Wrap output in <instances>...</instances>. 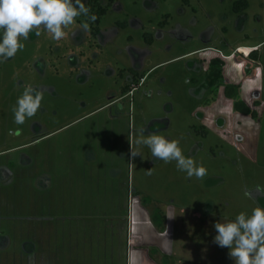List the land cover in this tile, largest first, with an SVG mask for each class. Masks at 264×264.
I'll list each match as a JSON object with an SVG mask.
<instances>
[{"label": "rangeland", "instance_id": "1", "mask_svg": "<svg viewBox=\"0 0 264 264\" xmlns=\"http://www.w3.org/2000/svg\"><path fill=\"white\" fill-rule=\"evenodd\" d=\"M237 1L101 0L97 34L77 17L61 40L32 31L0 63V264H129L136 245L144 264H233L213 224L264 206V0ZM259 44L256 79L240 55L222 57ZM28 84L41 107L17 125ZM141 128L178 140L206 175L152 159L135 143ZM131 197L134 216L164 217L157 229L171 218L167 262L151 236H129Z\"/></svg>", "mask_w": 264, "mask_h": 264}, {"label": "clouds", "instance_id": "2", "mask_svg": "<svg viewBox=\"0 0 264 264\" xmlns=\"http://www.w3.org/2000/svg\"><path fill=\"white\" fill-rule=\"evenodd\" d=\"M81 16L87 20L80 23V28L88 31V21L94 22L96 16L84 0H0V63L15 57L25 48L24 41L29 39L30 32L40 35L42 28L52 40L59 41L66 35L65 29ZM42 98L41 91L35 86H23L12 107L14 123L22 125L26 118L33 117L41 107ZM135 143L147 146L151 158L156 161H175L177 169L189 178L202 179L206 175L203 165L182 153L178 140L141 128ZM137 155L140 153L130 148V159ZM255 191L264 195V187L260 185L255 187ZM244 195L249 196L250 193L245 191ZM213 227V242L229 250L233 264H264V206L257 204L250 213L241 211L233 219L215 222Z\"/></svg>", "mask_w": 264, "mask_h": 264}, {"label": "crops", "instance_id": "3", "mask_svg": "<svg viewBox=\"0 0 264 264\" xmlns=\"http://www.w3.org/2000/svg\"><path fill=\"white\" fill-rule=\"evenodd\" d=\"M222 53V52H221ZM213 57H218V56H213ZM247 65V64H246ZM246 69V68H244ZM244 69L241 71L244 73ZM244 82L247 80V78L238 79L237 83L240 84V82ZM139 207V206H138ZM137 213L139 214L136 215V219L138 221L137 224V231L136 233L141 234L142 232L148 236H151V244L154 246V248H160L162 250V253L165 256L166 262L168 261V258H171L172 254L174 253V244H175V235L173 233V230L170 229V224H171V218L170 222L169 219H166V228L165 230H159L153 223L151 219H149L150 214L145 211L141 206L138 208ZM154 220V219H153ZM143 246V245H142ZM133 263L132 264H144L145 263V255L143 253V248L136 245L134 250H133ZM129 259V256L127 254V260ZM130 260V259H129ZM166 264V263H164Z\"/></svg>", "mask_w": 264, "mask_h": 264}, {"label": "built area", "instance_id": "4", "mask_svg": "<svg viewBox=\"0 0 264 264\" xmlns=\"http://www.w3.org/2000/svg\"><path fill=\"white\" fill-rule=\"evenodd\" d=\"M259 45H253V46H239L236 49H234L230 54H223L222 53V57L225 59H232V58H236L237 56H241V59L238 60L236 62V65L239 69L243 70L244 68H246V64L250 63L252 64L253 68H254V78H258L262 75V68L261 65L257 64L255 59L251 58L250 53L253 50H257L259 48ZM248 81V79H247ZM255 83V82H254ZM131 203H130V207L129 208V214H128V227H129V236L132 233H136V228H137V224L138 221L136 219V216H134V206L136 204H138V201L131 197L130 198ZM131 209V210H130ZM133 251H131L129 249V264L133 263Z\"/></svg>", "mask_w": 264, "mask_h": 264}, {"label": "trees", "instance_id": "5", "mask_svg": "<svg viewBox=\"0 0 264 264\" xmlns=\"http://www.w3.org/2000/svg\"><path fill=\"white\" fill-rule=\"evenodd\" d=\"M111 1H113V0H111ZM86 6L89 7L90 8V12L94 13L95 16H96V20L94 22H92V21H88V22H89V24H90V26L92 28V32L97 34L99 32V30H100L98 25L101 22L102 16L107 12L108 6L102 5L101 4V0H88ZM247 6H248L247 0H239V1L236 2L235 8L236 9H240V8H246ZM79 20L82 21L83 19H79ZM250 56H251V58L257 60L258 59V51L257 50H253L250 53ZM223 65H224V62L219 57L211 58L210 68L208 70V73L211 75L213 73V69L214 68H218L220 70V71H218L219 78H221L222 75H223L222 74V66ZM247 68L248 67L246 66V69ZM248 69H250V68H248ZM234 86H236V88L240 89V85H238V84L236 85L235 84ZM252 114L255 115L256 112L252 111ZM162 218L163 219L160 222L157 221L158 222V224H157L156 218H155V216H153V219H154L157 227L160 228V229L164 228V217H162Z\"/></svg>", "mask_w": 264, "mask_h": 264}, {"label": "flooded vegetation", "instance_id": "6", "mask_svg": "<svg viewBox=\"0 0 264 264\" xmlns=\"http://www.w3.org/2000/svg\"><path fill=\"white\" fill-rule=\"evenodd\" d=\"M240 88H241V85H240Z\"/></svg>", "mask_w": 264, "mask_h": 264}]
</instances>
